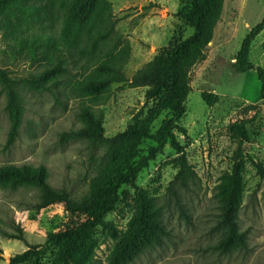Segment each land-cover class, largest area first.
<instances>
[{"label": "rangeland", "instance_id": "rangeland-1", "mask_svg": "<svg viewBox=\"0 0 264 264\" xmlns=\"http://www.w3.org/2000/svg\"><path fill=\"white\" fill-rule=\"evenodd\" d=\"M115 16L116 30L131 47L125 67L132 76L153 60L158 53L177 40L190 37L193 31L178 18L190 0H109ZM151 6V7H150ZM147 8V9H145ZM264 18V0H226L222 19L216 27L206 58L190 73L192 92L186 103V114L179 123L185 131H175L176 140L197 174L186 187H170L178 172V153L167 144L149 166L142 170L137 186L156 198L164 224L171 237L164 246L148 250L131 264H264V181L249 159L264 162V100L256 72L238 74L235 58L249 32ZM62 23L55 18L51 32L61 35ZM250 61L264 69V31L253 42ZM0 68L13 78L35 74L39 65H31L18 55L13 43L0 32ZM70 78L64 82L69 83ZM203 93L219 96V102L208 107ZM24 115L19 138L8 145L10 116L6 94L0 85V168L44 167L47 181L56 190L66 191L73 199H82L95 178L107 165L105 150L83 141H66L62 135L82 127V102L67 88L56 96L22 91ZM146 90L128 85H114L110 100L100 109L104 113V132L108 138L124 133L129 127L151 118L158 103L145 98ZM163 112L152 124L148 137L142 139L135 162L148 156L156 146L153 137L168 118ZM249 122V142L245 144L243 197L238 225L246 233L248 249L222 255L215 250L221 238L217 231L221 178L232 170L238 152V141L229 132L236 122ZM134 191L123 187L116 211L98 228L93 264H107L117 241L129 230L134 214ZM38 191L22 188L9 191L0 188V248L9 259L31 246L43 245L48 234L79 222L64 212L62 205L37 211ZM181 208L188 218L183 217ZM21 232V233H20ZM22 235V239L18 238Z\"/></svg>", "mask_w": 264, "mask_h": 264}, {"label": "trees", "instance_id": "trees-1", "mask_svg": "<svg viewBox=\"0 0 264 264\" xmlns=\"http://www.w3.org/2000/svg\"><path fill=\"white\" fill-rule=\"evenodd\" d=\"M225 1L190 0L188 7L178 13V18L193 31L192 35L171 43L129 79L125 67L131 57V47L116 30L117 22L109 0H0V32L13 43L18 55L40 67L35 74L23 78H13L8 70L0 68V85L6 94V110L10 116L8 145L15 143L20 135L24 115L22 91L48 93L54 97L61 88H67L82 102V127L63 134L62 139L101 147L107 158L106 168L93 178L88 193L80 200L73 199L64 190L54 189L42 166L0 168V188L9 191L34 188L38 191L37 211L62 205L66 214L80 220L48 234L43 245L28 247L11 257L9 264H93L98 247L95 231L107 228L105 219L116 211L123 187L135 193L134 214L128 232L117 241L107 264H131L170 239L171 232L163 222L156 198L138 187L137 179L167 144L179 155L178 172L170 187L177 183L186 187L197 179L176 140L175 131L185 133L179 123L186 114V103L192 92L190 73L206 58L222 19ZM55 18L62 23L58 39L50 33ZM263 31L264 18L249 32L234 63L238 74L257 73L262 100L264 69L250 61V52L253 42ZM68 78L71 81L64 82ZM114 85L144 89L146 100L158 105L151 118L108 138L100 107L110 100ZM201 97L208 107L219 102V96L214 94L203 93ZM163 112L169 117L153 137L156 146L148 150L147 157L135 162L141 140L148 137L152 124ZM248 124L236 122L229 128L239 146L232 170L221 178L217 194L216 229L222 236L215 250L222 255L248 249L247 235L238 225L244 190L245 144L249 142ZM249 161L264 181V162L252 158ZM181 214L188 218L182 208ZM15 239L21 240L22 235ZM2 254L0 248V261Z\"/></svg>", "mask_w": 264, "mask_h": 264}, {"label": "water", "instance_id": "water-1", "mask_svg": "<svg viewBox=\"0 0 264 264\" xmlns=\"http://www.w3.org/2000/svg\"><path fill=\"white\" fill-rule=\"evenodd\" d=\"M2 258L6 259V258H7V256H5L4 254H2Z\"/></svg>", "mask_w": 264, "mask_h": 264}, {"label": "crops", "instance_id": "crops-1", "mask_svg": "<svg viewBox=\"0 0 264 264\" xmlns=\"http://www.w3.org/2000/svg\"><path fill=\"white\" fill-rule=\"evenodd\" d=\"M216 30V29H215Z\"/></svg>", "mask_w": 264, "mask_h": 264}]
</instances>
